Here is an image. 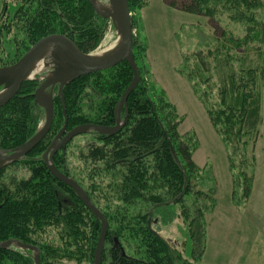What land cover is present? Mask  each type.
Segmentation results:
<instances>
[{"label":"trees","instance_id":"obj_1","mask_svg":"<svg viewBox=\"0 0 264 264\" xmlns=\"http://www.w3.org/2000/svg\"><path fill=\"white\" fill-rule=\"evenodd\" d=\"M141 2L129 0L130 11L150 5L144 1L140 6ZM166 3L211 21L218 22L217 17L227 14L232 22L245 24L243 38L223 33L230 49L245 50L261 40L264 0ZM15 16L23 26L15 29V24L10 23L14 28L2 27L0 34L2 38L3 33L11 35L15 29L22 51H16L12 62L0 57V68L13 65L26 50L52 33L73 34L82 51L92 53L103 42L107 30L106 20L89 0H36ZM134 40L141 82L129 96L127 108H123L122 119L128 115L123 129L112 136L96 132L82 135L88 138L84 143L74 144L76 138L54 155L53 162L82 186L108 220L102 264H198L206 252V216L217 205V179L210 163L202 168L194 161L193 155L200 146L196 132L179 133L184 117L163 89L156 92L144 83L145 70L150 73L146 61L149 42L146 40L141 46ZM208 56H213L214 68L201 54L199 64H191L185 56L178 73L192 85L224 143L232 178V202L244 210L254 190L257 168L264 63L260 68L245 63L238 67L230 52L224 54L220 49L210 51ZM218 67L223 70L215 101L211 69ZM133 75L130 64L124 61L117 67L74 80L63 88L65 111L60 96H54L55 118L50 132L24 159L0 171V242L14 239L38 247L41 264H93L101 221L69 185L50 173L42 157L64 128L66 119L68 131L88 124L115 126V109ZM38 87L37 81L25 83L20 93L0 109L1 150L18 149L38 132L45 119L44 110L36 103ZM174 203L179 205L194 240L191 260L163 239L153 225L149 227L154 218L145 206ZM33 256V252L17 246L0 247V264H35Z\"/></svg>","mask_w":264,"mask_h":264},{"label":"rangeland","instance_id":"obj_2","mask_svg":"<svg viewBox=\"0 0 264 264\" xmlns=\"http://www.w3.org/2000/svg\"><path fill=\"white\" fill-rule=\"evenodd\" d=\"M35 1L36 0H0V30L2 27L6 29V27L10 25V23L15 24L13 25L15 29H17L16 26H18V28L22 27L23 22H21L19 20V17L17 18L15 14L21 9H23L24 11L26 7L29 8L35 3ZM98 1L100 3V6L110 8L108 0ZM141 1H147L150 5L145 6L142 9H134L131 12V16L133 17V21L135 22L133 23L135 32L134 39H136L141 46L144 45V42H146V40L147 42H149L150 50L149 48L148 50L150 51V53L147 50L148 52L146 61L149 64L150 73L148 72V69L145 70L144 83L147 87H149V89H155L156 92L159 91L158 89H163L166 93L167 98H169V100H171V102L175 105L176 109H178L179 115L181 117H184V122L179 128V133L185 135L189 132H196L199 142L203 147L202 151H211V146L213 147L215 146V144L211 142L209 137L211 131H213L214 133L215 131L211 125L210 120L208 119L206 108L202 106L198 98L195 96L193 88L189 92L185 88L186 86L184 85V87L183 84L180 83V81L178 80V76L182 77L183 75L178 73V69L183 63L182 61L185 56L190 58L191 64H194V62H197V64H199L200 54L202 56H205V59L209 60V62L211 63V67L214 68L216 62L214 63V61L212 60L213 56H208V53L210 51L215 53L217 49H220L224 54L230 52L231 56L234 59V62L238 67L241 63H245L248 66L252 65L257 68L262 67L264 63V20L262 21L263 24L260 26L261 28L259 30V35L261 37L260 41H256L254 44L250 45V48L245 50L230 49L228 47L231 46L226 41L228 37L223 36V33H228L235 38H243L246 34V26L243 23L232 22L228 18L227 14L217 17L216 20L218 22H216L211 21L204 16L201 17L191 13L188 14L181 11L180 9L173 8L168 3H166L167 0ZM142 2L140 3V6L142 5ZM147 8V26L149 27L148 32L144 26L143 18L141 16L143 10ZM100 17L106 20L107 30L105 31V36L102 40L103 42L96 49V51L92 53L112 50L117 45V40L119 39L118 29H116L113 20L111 18H104L102 16ZM18 23L20 24L18 25ZM13 26L10 25L11 28ZM15 29H13V34L11 35L3 33L4 35L2 38L0 34V57H3L4 61L10 60V62H12L15 58L14 55L16 51H22V49H20L19 43H17L15 38L17 37ZM28 50H26L25 53ZM25 53L23 55H25ZM47 62L48 60L45 62V64ZM52 70L53 67L51 65V62L49 61L47 63L46 69H43L41 72H39L36 79L44 78L45 76L50 74ZM221 70L223 69L219 67L216 69H211V74L213 75L211 84L215 86V92L213 94L215 101L219 97L217 95V87L221 86ZM161 82H163L167 86L169 93H167V90L164 87L165 85L163 86ZM38 84L40 85V81H38ZM260 93L262 94L261 116L263 117L260 129L261 136L264 137V87L260 88ZM58 94V87L51 88L47 92V95L50 97L52 96L53 98ZM39 107L41 106L39 105ZM41 108L44 110L43 107ZM44 118H46V115ZM44 121L45 119H43V121L40 123L39 130ZM89 133L91 132H88V134ZM80 136L76 137L77 139L74 144L77 145L79 142L84 143L88 139L85 136ZM262 147H264V142L261 143L258 147L260 159H262V157L264 158V153H261ZM210 164L212 163L210 162ZM258 164L261 167L264 166V162H258ZM144 209H148L150 212V216L154 218L155 223L150 220L151 225H153V227L158 230L161 237L171 242L174 246H177L179 250L183 252V256L186 259L191 260L193 258L194 252V240L191 238L188 222H186L181 216L179 205L174 203L158 207L145 206ZM245 210L238 209V211L240 212ZM241 225L245 227V229L249 226L247 220L241 223ZM235 229L236 226H234L233 229H231V227H222L221 231L229 233L234 232ZM215 249L216 247L214 246V242H212L211 245L207 244L206 242V252L203 258L198 261V264H222L220 256L216 259L214 258L216 252ZM128 253H130V250ZM34 256L33 258H35Z\"/></svg>","mask_w":264,"mask_h":264},{"label":"water","instance_id":"obj_3","mask_svg":"<svg viewBox=\"0 0 264 264\" xmlns=\"http://www.w3.org/2000/svg\"><path fill=\"white\" fill-rule=\"evenodd\" d=\"M109 7L102 10L99 7L98 0H89L91 6L96 12L104 17L111 18L118 29L119 38L121 39L120 48L108 56H97L93 53H84L80 47L79 42L72 34L68 33H52L40 39L31 47L22 58L14 63V65L0 68V109L15 98L20 93V90L25 83L29 81H40L39 88L36 90V103L45 110V121L40 130L30 138L24 145L18 149L11 151H3L0 149V171L6 168L11 163L18 162L24 159L33 148L41 143L43 138L52 129V124L55 118L53 97L48 96L49 89L58 87L59 96L64 102L63 88L74 82V80L92 75L99 71H106L117 67L122 62L130 64L134 78L132 83L127 87L128 89L123 93L120 102L118 103L116 112L115 126L107 127L104 125H80L71 131H67V119L64 128L55 136V139L48 147L43 155V160L46 163L51 174L55 175L63 184L69 185L76 196L80 198L86 208H88L96 219L101 221V235L98 240V245L95 250V257L93 264L103 263V252L106 246L105 240L107 237L108 220L104 214L91 201L85 190L80 184H77L69 175L62 173L53 162L54 154L59 152L76 139L77 136L88 134V132H96L103 135L112 136L123 129L127 120V113L122 119L123 108H127L128 98L137 88L141 82V75L138 64H136L133 52L134 48V28L133 17L131 16L129 0H108ZM49 55L48 59L51 62L53 70L44 78H31L34 65L44 54ZM65 111V102H64ZM151 221H149V227ZM10 246H17L20 250L31 251L35 254V264H41L40 250L36 246H30L21 243L17 240L10 239L7 242H0L1 248H10Z\"/></svg>","mask_w":264,"mask_h":264},{"label":"crops","instance_id":"obj_4","mask_svg":"<svg viewBox=\"0 0 264 264\" xmlns=\"http://www.w3.org/2000/svg\"><path fill=\"white\" fill-rule=\"evenodd\" d=\"M147 11L148 8L143 10L141 16L148 32ZM178 80L183 86H186L184 87L189 92L192 90L185 77L178 76ZM161 83L163 86L165 85L163 82ZM164 87L169 93L167 86ZM209 139L215 144V146H211V151H202L203 147L199 142L200 146L193 155L194 161L199 167L203 168L211 162L215 179H217V205L207 216L209 226L206 236L207 244L211 245L214 242L216 247L214 258L220 256L222 264H264V166L261 167L258 164V162H264L263 157L260 159L258 149L260 144L264 142V137L259 138L256 149L257 168L254 190L246 210L244 209L245 211L241 212L232 202V178L224 143H222L216 131L215 133L211 131ZM261 151V153H264V147L261 148ZM246 220L249 226L245 229L241 223ZM234 226H236L234 232L225 233L221 231L222 227L233 229Z\"/></svg>","mask_w":264,"mask_h":264},{"label":"bare ground","instance_id":"obj_5","mask_svg":"<svg viewBox=\"0 0 264 264\" xmlns=\"http://www.w3.org/2000/svg\"><path fill=\"white\" fill-rule=\"evenodd\" d=\"M99 7L102 9V10H106L108 8H105L104 6H100ZM121 39L119 38L117 41V45L112 49V50H108V51H104V52H95L93 53V55L95 57L97 56H108L109 54H112L114 52H116L119 48H120V45H121ZM49 55L48 53L47 54H44L43 57L41 59L38 60V62L34 65V69H33V72L31 74V78H36L39 74V72H41L43 69H46L47 67V63L49 62V59H48ZM48 60V62L45 64V62Z\"/></svg>","mask_w":264,"mask_h":264},{"label":"flooded vegetation","instance_id":"obj_6","mask_svg":"<svg viewBox=\"0 0 264 264\" xmlns=\"http://www.w3.org/2000/svg\"><path fill=\"white\" fill-rule=\"evenodd\" d=\"M68 131V130H67ZM55 155V154H54Z\"/></svg>","mask_w":264,"mask_h":264}]
</instances>
